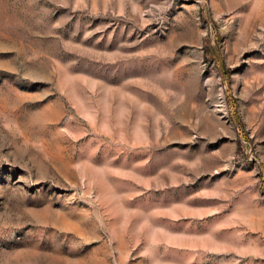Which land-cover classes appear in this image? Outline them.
<instances>
[{"label": "rangeland", "instance_id": "374dc122", "mask_svg": "<svg viewBox=\"0 0 264 264\" xmlns=\"http://www.w3.org/2000/svg\"><path fill=\"white\" fill-rule=\"evenodd\" d=\"M0 264H264V0H0Z\"/></svg>", "mask_w": 264, "mask_h": 264}]
</instances>
